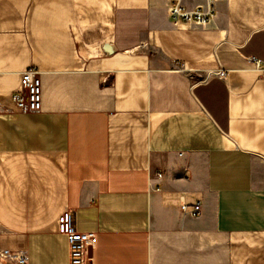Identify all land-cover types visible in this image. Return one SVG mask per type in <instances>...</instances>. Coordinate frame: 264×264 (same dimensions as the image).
Listing matches in <instances>:
<instances>
[{"label":"crops","instance_id":"obj_1","mask_svg":"<svg viewBox=\"0 0 264 264\" xmlns=\"http://www.w3.org/2000/svg\"><path fill=\"white\" fill-rule=\"evenodd\" d=\"M168 6L0 0V101L30 68L42 88L39 113L0 111V248L70 264V209L90 264H264V0L204 28Z\"/></svg>","mask_w":264,"mask_h":264},{"label":"built area","instance_id":"obj_2","mask_svg":"<svg viewBox=\"0 0 264 264\" xmlns=\"http://www.w3.org/2000/svg\"><path fill=\"white\" fill-rule=\"evenodd\" d=\"M169 6L167 14L175 25L198 26L204 28L210 19L216 14L215 4L217 0H206L204 5H199L193 11L186 10L180 0H167ZM219 77H224V72L219 71ZM8 110L36 114L42 107V88L40 73L32 68L20 75L18 89L6 100ZM0 101V111L7 109ZM158 178L161 175H157ZM184 217L195 218L200 215L201 205L197 204L188 210L185 205L181 206ZM57 233L66 237L69 247L70 264H90V251L95 245L94 233H80L73 223V212L65 209L57 221ZM0 261L5 264H28V255L25 250H10L0 248Z\"/></svg>","mask_w":264,"mask_h":264},{"label":"water","instance_id":"obj_3","mask_svg":"<svg viewBox=\"0 0 264 264\" xmlns=\"http://www.w3.org/2000/svg\"><path fill=\"white\" fill-rule=\"evenodd\" d=\"M105 50H106V53H109V51H110V52L114 51L113 48H112L111 46H107ZM108 50H109V51H108Z\"/></svg>","mask_w":264,"mask_h":264}]
</instances>
